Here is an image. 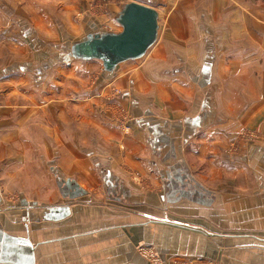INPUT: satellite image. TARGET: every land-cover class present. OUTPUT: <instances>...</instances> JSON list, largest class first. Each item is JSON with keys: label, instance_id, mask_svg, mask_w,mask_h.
Returning <instances> with one entry per match:
<instances>
[{"label": "crops", "instance_id": "0c3cea01", "mask_svg": "<svg viewBox=\"0 0 264 264\" xmlns=\"http://www.w3.org/2000/svg\"><path fill=\"white\" fill-rule=\"evenodd\" d=\"M133 1L142 56L76 54ZM227 227L264 228V0H0V264H264Z\"/></svg>", "mask_w": 264, "mask_h": 264}, {"label": "water", "instance_id": "95a60500", "mask_svg": "<svg viewBox=\"0 0 264 264\" xmlns=\"http://www.w3.org/2000/svg\"><path fill=\"white\" fill-rule=\"evenodd\" d=\"M119 34L89 35L74 49L77 55L102 58L106 65L142 56L156 38L157 12L146 4L129 3L120 19Z\"/></svg>", "mask_w": 264, "mask_h": 264}, {"label": "rangeland", "instance_id": "374dc122", "mask_svg": "<svg viewBox=\"0 0 264 264\" xmlns=\"http://www.w3.org/2000/svg\"><path fill=\"white\" fill-rule=\"evenodd\" d=\"M160 21L163 22V18H161ZM47 54H48V56H50V54H51L50 51L47 50ZM98 71H99L98 72L99 74L94 76V77L92 76V78L90 79V84L93 82L95 85L100 86L102 84V82H104V79L100 77V75L102 74V69L100 68ZM108 93H110L108 95V97H111L110 100L115 99L116 96H119V94H120V88L115 83H110L109 88H108ZM112 106L116 107L114 105H112ZM240 137L244 138V139L251 140V139H255L257 137V135L254 134L253 131H249V129H244L240 132ZM231 145H234V147H232V146L230 147V145L228 147H225V152L230 156H231L230 151L232 149L236 150V147H237L236 143H231ZM202 172H203L202 170L197 171L198 174H202ZM201 179L203 180V178H201ZM205 180H207V178H205ZM15 197L17 198L18 196H15ZM209 225H210V229H212L213 231H220V229L215 228L213 225H211V224H209ZM222 229H226V232H225L226 235L227 234L229 235V233H234V235H239V234L245 235L248 233L256 234V235H258V234L264 235V228H259V227H227V228H222ZM239 238H242V237H239ZM233 239H235V238H233ZM249 239H251V236H249ZM254 239H257V238L254 237ZM238 240H241V239H238ZM256 241H258V242L251 243V242L247 241V242H244L243 245H242V243H240L238 246H243V247H249V246L252 247L253 246V247H259V248L263 249L264 248V244H263L264 242H262L260 239H258ZM247 251H248V249H240L239 248V253L237 255L240 257V260H241L239 262V264H247L248 260H250L252 258L251 256L248 255L249 253H247ZM257 257H260V256H256L255 258H257ZM197 259L198 258H196L192 261H195ZM201 260H203V262H205V264H218L216 261L210 260V258H205V259L201 258ZM256 261H258V260L256 259ZM260 261L262 264V258H260ZM183 262H179L178 264H181Z\"/></svg>", "mask_w": 264, "mask_h": 264}, {"label": "built area", "instance_id": "2783aa9c", "mask_svg": "<svg viewBox=\"0 0 264 264\" xmlns=\"http://www.w3.org/2000/svg\"><path fill=\"white\" fill-rule=\"evenodd\" d=\"M139 250L140 252H142L144 257L148 260L149 264H163V261L160 259L158 254H156L155 252H152L150 249L146 247H141L139 248ZM181 264H205V262H203V260L201 259H197L195 261H192V260L184 261Z\"/></svg>", "mask_w": 264, "mask_h": 264}]
</instances>
